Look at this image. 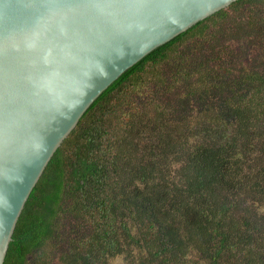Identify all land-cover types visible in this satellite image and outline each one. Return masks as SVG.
Here are the masks:
<instances>
[{
	"label": "trees",
	"instance_id": "trees-1",
	"mask_svg": "<svg viewBox=\"0 0 264 264\" xmlns=\"http://www.w3.org/2000/svg\"><path fill=\"white\" fill-rule=\"evenodd\" d=\"M252 4L264 0L197 23L95 100L32 190L3 264H264V37L256 66L233 74L217 40L227 13ZM205 41L221 51L191 62Z\"/></svg>",
	"mask_w": 264,
	"mask_h": 264
},
{
	"label": "water",
	"instance_id": "water-1",
	"mask_svg": "<svg viewBox=\"0 0 264 264\" xmlns=\"http://www.w3.org/2000/svg\"><path fill=\"white\" fill-rule=\"evenodd\" d=\"M238 0H0V264L49 161L95 100Z\"/></svg>",
	"mask_w": 264,
	"mask_h": 264
},
{
	"label": "rangeland",
	"instance_id": "rangeland-1",
	"mask_svg": "<svg viewBox=\"0 0 264 264\" xmlns=\"http://www.w3.org/2000/svg\"><path fill=\"white\" fill-rule=\"evenodd\" d=\"M262 15H264V4H252V6L246 10L238 9L234 12L229 11L226 18L217 26L219 30L217 40L228 43V46L236 57V62H234V64L232 63L230 66H226L227 68L229 67L228 70L231 71L230 74L240 70L241 67L246 70H251V66H256L252 60L255 59L256 56H261V51L264 47H262L261 42V38L264 37V21L262 20ZM249 22L252 24L249 25ZM206 43L207 41L201 43L199 47L201 53L199 56H197L198 54L189 55V57L192 56L191 58L195 57L191 62H204L202 58L213 57L215 50L221 51V48L215 46L214 43L213 47ZM183 50L188 51L186 46ZM229 60L230 58L227 62L224 61V64H228ZM260 64H262V62H260ZM182 91L181 86L177 87V89L171 91L172 97L176 98ZM64 221L68 224V228L65 229H69L74 224L73 218H71L70 221L66 218ZM54 259L51 264H58L57 258Z\"/></svg>",
	"mask_w": 264,
	"mask_h": 264
},
{
	"label": "bare ground",
	"instance_id": "bare-ground-1",
	"mask_svg": "<svg viewBox=\"0 0 264 264\" xmlns=\"http://www.w3.org/2000/svg\"><path fill=\"white\" fill-rule=\"evenodd\" d=\"M89 110V109H88Z\"/></svg>",
	"mask_w": 264,
	"mask_h": 264
}]
</instances>
